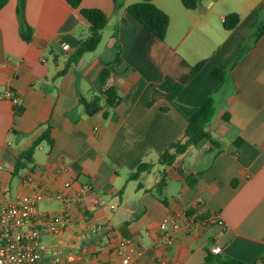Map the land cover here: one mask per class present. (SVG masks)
Listing matches in <instances>:
<instances>
[{
    "label": "crops",
    "instance_id": "crops-1",
    "mask_svg": "<svg viewBox=\"0 0 264 264\" xmlns=\"http://www.w3.org/2000/svg\"><path fill=\"white\" fill-rule=\"evenodd\" d=\"M139 2L123 0L115 11L114 0H83L81 9L103 11L108 25L97 50L57 78L88 36V23L63 0H25L33 32L27 43L19 0H7L0 10V200L40 192L42 213L69 216L62 235L43 232L48 264H121L115 249L120 240L136 264H203L214 247L221 248L219 255L264 264V37L229 69L240 47L252 43L264 0H200L196 11L181 0H154L169 17L164 41L127 12ZM230 14L240 23L226 31ZM217 68L227 71L222 87L213 76ZM105 70L108 81L102 80ZM175 85L182 88L169 100ZM108 86L121 103L107 118L103 111L88 116L80 99L102 98ZM6 90L19 98L18 110L2 99ZM211 96L208 131L220 149L204 142L171 167L157 165ZM48 126L53 148L41 145L33 172L12 177L16 157ZM141 163L155 168L139 191L128 176ZM163 173L167 204L150 191ZM199 174L190 186L188 179ZM204 213L216 223H192ZM166 220L176 236L171 246L160 228ZM97 226L102 229L93 233Z\"/></svg>",
    "mask_w": 264,
    "mask_h": 264
},
{
    "label": "trees",
    "instance_id": "trees-1",
    "mask_svg": "<svg viewBox=\"0 0 264 264\" xmlns=\"http://www.w3.org/2000/svg\"><path fill=\"white\" fill-rule=\"evenodd\" d=\"M74 10H78L80 16L88 23L89 30L88 36L81 40L77 50L69 57L65 67L57 74V78L66 74V72L74 66L84 55L93 53L97 50L102 42L103 30L108 25L107 15L98 9H81L83 0H63ZM123 0H114L115 11H118L122 7ZM154 0H141V2L129 6L126 10L129 15L145 27L153 36L157 39L164 41L167 30L169 28V17L166 13L161 11L153 2ZM7 4V0H0V10ZM181 4L186 10L196 11L199 8L200 0H181ZM25 0H19L17 7V16L20 23V34L25 42L32 40V29L27 23L25 15ZM240 23V17L237 14H230L225 17L223 27L226 31H232L238 27ZM252 43H244L230 64V70L243 59V57L251 49L252 44L258 43L264 37V17L261 19L253 33ZM119 47H116L118 51ZM115 62L120 63V53L117 52ZM203 62L196 65L192 69L191 77L194 76L203 66ZM213 76L218 80L220 87H222L227 79V71L221 69H215ZM110 77V71L105 70L102 74V80L108 81ZM182 86L175 85L171 92L167 95L169 100H173L180 92ZM121 103V97L119 96L114 86H108L104 92V96L94 97L90 101L81 98L80 104L83 107L85 113L88 116H94L95 114L103 111L104 116L107 118L110 115V111L117 108ZM215 99L213 96L209 97L196 111L187 118V127L184 134L172 143L163 153L158 157L157 165L167 168L173 166L180 157L186 156L193 148H197L204 142H208L212 149H220L221 144L213 138L208 131V125L210 124L214 115ZM21 110L19 109L18 112ZM228 120V117H225ZM241 142V141H239ZM237 142V144H239ZM47 144L50 149L54 146V140L52 137V127L48 126L46 130L37 137L31 146L25 151L21 152L15 159L14 169L12 171V177L19 176L24 171L33 172L35 166V154L38 148ZM155 168L153 163H141L135 171L130 173L128 180L131 182H138L137 189L143 190V179L150 175ZM200 174L196 178H189L188 183L190 186H194L198 181ZM167 179L165 173L158 183H156L150 191L155 197L164 204H167L166 191ZM211 217V213H204L198 218V220L206 221ZM203 264H246L239 260L232 259L228 256L215 255L208 252L205 262Z\"/></svg>",
    "mask_w": 264,
    "mask_h": 264
},
{
    "label": "built area",
    "instance_id": "built-area-1",
    "mask_svg": "<svg viewBox=\"0 0 264 264\" xmlns=\"http://www.w3.org/2000/svg\"><path fill=\"white\" fill-rule=\"evenodd\" d=\"M2 99L9 100L18 110L19 98L12 90H6ZM57 198L62 205L66 204L64 197ZM43 199L44 196L40 192H33L11 201L0 200V264H48L46 262L48 248L43 243V232L56 238L71 224V219L67 214L42 213L38 204ZM192 223L201 226L206 223L214 224L216 219L214 217L206 221L194 219ZM169 224L170 222L166 220L160 226L166 246H171L176 241L174 227H169ZM101 229V226H97L92 232L96 233ZM126 248V241L120 240L115 244V249L121 257V264H136L132 262ZM212 253L221 254V248L214 247Z\"/></svg>",
    "mask_w": 264,
    "mask_h": 264
},
{
    "label": "rangeland",
    "instance_id": "rangeland-1",
    "mask_svg": "<svg viewBox=\"0 0 264 264\" xmlns=\"http://www.w3.org/2000/svg\"><path fill=\"white\" fill-rule=\"evenodd\" d=\"M102 45H103V47H104V44H102ZM101 47H102V46H101ZM101 49H102V48H101ZM157 167H158V166H157ZM45 243H46V244H49V242H48V241H45Z\"/></svg>",
    "mask_w": 264,
    "mask_h": 264
}]
</instances>
